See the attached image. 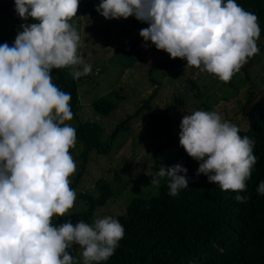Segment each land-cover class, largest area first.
I'll use <instances>...</instances> for the list:
<instances>
[{
    "label": "clouds",
    "instance_id": "1",
    "mask_svg": "<svg viewBox=\"0 0 264 264\" xmlns=\"http://www.w3.org/2000/svg\"><path fill=\"white\" fill-rule=\"evenodd\" d=\"M80 0H15L21 25L13 44H0V264H80L68 251L82 249V264L107 261L119 247L125 229L118 218L104 216L92 224L69 220L59 226L77 193L70 186L76 162L71 93L52 81L53 69L72 68L79 80L92 65L78 55L81 37L70 23ZM96 11L106 19L130 16L148 27L139 31L144 46L151 41L170 58L187 61L227 84L259 54L261 27L256 14L236 0H101ZM180 145L201 161L203 173L222 191L247 203L246 181L257 163L255 141L217 111L195 110L183 116ZM181 163L147 169L151 185L167 180L169 195L189 187ZM183 173V174H181ZM264 196V180L256 188Z\"/></svg>",
    "mask_w": 264,
    "mask_h": 264
},
{
    "label": "rangeland",
    "instance_id": "2",
    "mask_svg": "<svg viewBox=\"0 0 264 264\" xmlns=\"http://www.w3.org/2000/svg\"><path fill=\"white\" fill-rule=\"evenodd\" d=\"M7 3L15 5V0H0V35L13 28V34L5 41L11 46L18 32L23 31L21 25L33 22L20 17L18 20L15 9L4 6ZM70 23L78 29L81 37L78 55L92 65V73L79 79L78 112L85 119L99 122L103 133H110L120 119L135 111L141 98L147 97L154 87L158 88L151 99V110L148 112L144 109L127 121L108 152H89L86 170L73 189L77 194L95 193V182L99 177L108 179L113 189L106 202L95 208L93 220L122 212L132 196L157 190L158 187L151 185L152 177L146 175V171L159 170V165L153 159L154 151L159 157L174 154L180 143V124L184 115L195 110L209 111L211 108V111H217L223 117L225 113L231 114L237 110L246 91H251L253 98L264 97V37L261 35L257 41L259 54L250 58L231 82L225 84L214 75L200 72L195 67L185 71L187 61L181 58L172 67H156L149 71L153 64L168 62L172 58L166 51L158 50L151 41L147 42L149 47L144 46L139 31L148 25L132 19H106L99 15L83 14L79 8L77 16ZM119 48H122V52H118ZM152 78L158 83H153ZM115 91L117 95L113 94ZM100 95L116 105L107 115L96 113L91 108L92 99ZM177 97L180 102L176 101ZM166 105H173L168 125L166 117L157 120L152 116L163 112ZM234 117L240 126L245 125L242 116L238 114ZM76 118L74 115L66 123L75 127L78 124ZM168 133H171L172 144L167 143ZM81 148L77 140L76 147L70 149L76 166L80 161L77 154ZM76 173L70 177V185ZM85 204L84 199L77 195L74 207L69 210L71 213L54 218L53 225L59 226L69 221V217ZM70 221L75 225L80 220ZM68 251L82 264L79 245H73Z\"/></svg>",
    "mask_w": 264,
    "mask_h": 264
},
{
    "label": "trees",
    "instance_id": "3",
    "mask_svg": "<svg viewBox=\"0 0 264 264\" xmlns=\"http://www.w3.org/2000/svg\"><path fill=\"white\" fill-rule=\"evenodd\" d=\"M236 2L257 15L261 36L264 37V0ZM99 3L101 0H80L79 12L102 16L96 11ZM8 5L15 9L12 3L4 6ZM18 17L17 14L16 18ZM127 19L148 25L135 16ZM13 30L11 28L0 35V44L13 34ZM118 52H122V48ZM178 60L176 58L155 63L149 67V71L156 67H172ZM72 72L71 68L53 69L51 75L55 85L71 93L70 103L77 117L78 124L74 128L82 148L77 154L80 159L77 173L70 185L74 188L86 170L89 152H108L112 141L125 128L127 121L138 116L144 109L148 112L151 110V99L158 88L154 87L147 97L141 98L135 111L120 119L112 131L106 134L99 122L85 119L79 114V80L73 79ZM152 79L153 83H158ZM113 94L117 95V92ZM176 101L180 102V99L177 97ZM240 101L242 102L238 104L237 110L231 114L225 113L222 118L236 125L241 136H248L255 141L257 163L251 178L246 181V191L241 193L249 197L248 202H236L233 198L235 192L222 191L217 184L210 183L205 174L197 175L201 161L190 157L180 143L172 156L165 154L159 157L154 151L153 159L159 168L162 165L170 167L181 163L188 169L189 187L172 197L165 179L155 192L132 196L122 212L112 215L123 225L124 238L119 242L115 253L100 264H264V196L256 191L259 182L264 180V97L253 98L252 92L246 91ZM172 106L166 105L163 112L152 116L157 120L166 117L168 125ZM115 107V103L104 95L96 96L91 101L92 110L102 115H107ZM238 114L245 119L244 126H240V122L234 117ZM170 134L167 135L168 144L173 143ZM95 187V193L77 194L86 204L74 212L69 220L79 219L93 223L95 208L103 205L113 193L112 186L105 177L97 178Z\"/></svg>",
    "mask_w": 264,
    "mask_h": 264
}]
</instances>
